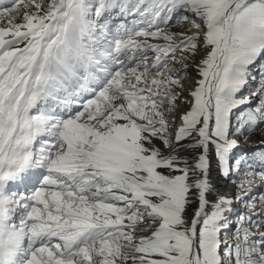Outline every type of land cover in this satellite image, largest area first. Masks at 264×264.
I'll list each match as a JSON object with an SVG mask.
<instances>
[{
  "label": "snow or ice",
  "instance_id": "1",
  "mask_svg": "<svg viewBox=\"0 0 264 264\" xmlns=\"http://www.w3.org/2000/svg\"><path fill=\"white\" fill-rule=\"evenodd\" d=\"M262 56L264 0H0V264H264V220L227 238L264 194L209 199L213 156L245 195L264 181V138L232 158L264 130Z\"/></svg>",
  "mask_w": 264,
  "mask_h": 264
},
{
  "label": "rangeland",
  "instance_id": "2",
  "mask_svg": "<svg viewBox=\"0 0 264 264\" xmlns=\"http://www.w3.org/2000/svg\"><path fill=\"white\" fill-rule=\"evenodd\" d=\"M173 29H182V31H188V32L194 31V29L191 28V25L188 24L187 22H184L182 25H177V26L173 27L171 29V31ZM201 35H202V33H201ZM202 57H203V53H201V58ZM262 60H263L262 62H261V59H259L257 61V62H261V64H260V67L261 68L264 67V57H263ZM169 67L174 68V69H178V68H182L183 67V64L180 63V62H178V61H175L174 60V61H172L169 64ZM258 68H259V66H258ZM187 73L189 74V76H191L193 78H196V72H195V70H193L192 73H190L189 69H187ZM252 73H253V76L255 77V79H253L254 82L251 83V80L252 79H250V83L243 90V94L250 93L251 91H253L254 89H256L260 85V82H262L261 81V77H257L258 70L256 72H253V69H252ZM262 77H264V75ZM183 83L185 85V88H184V91H183L182 95L185 96V97H187L189 90L192 88V81L185 80V81H183ZM189 99H190V97H189ZM178 104H180L181 107H180L179 111L177 112L176 116L175 117H170V116L169 117H166V119H170V120L174 119L175 120V126H178L180 124V122H181L179 117L182 114H184L187 110L190 109V105L187 104V103H184L183 101H178ZM262 138H264V130L253 134L252 136L249 137V139L247 141H245L243 138H240V145L241 146L234 151L233 157H232L233 160L235 158L239 157L242 154H249V153L254 152L255 149H256L255 142L258 141V140H260V139H262ZM190 150H192V149H190ZM182 152L183 151H181L179 149V155L181 157H185V155H183ZM215 163L218 166L217 161H215ZM35 169L36 170L34 172H35L36 179H37L36 181H38L37 184L35 186H32L31 185L33 182L36 183L35 178L32 176L31 178H29L30 179L29 184H26L25 185V188L21 189L22 191H20L19 193L24 194V195H29L31 193V191H34L35 188L39 186V182L46 175V172H45V170L43 168H35ZM256 171L259 172V171H261V169L257 168ZM241 172H243V168H241ZM242 179H245V177L241 176L240 174H233V175H230L227 179H224L223 183H224V186H226L227 188H229V186L232 184V180L233 181H236V182H239ZM235 184H237V183H235ZM257 184L260 186V188L255 193H249L247 196L243 197L244 200H249L252 197H259L261 194H264V181H261L259 179V176H256L255 177V185H257ZM30 185H31V187H28ZM236 188H237V186H236ZM7 190L8 189L6 188L5 191H7ZM17 190H20V188L17 189ZM15 192H18V191H15ZM236 197L237 196H236V191H235L234 192V196H232V198H236ZM234 204H236V202ZM242 214H246V215L252 217V220L253 221H259V217H261V216L264 215V204H260L257 201V206L255 208H252L250 210L248 207L245 206V204L243 202H239V207H236L235 208V211L229 214V219H230L231 223H230V227H229L228 232H227V238L233 244L237 242L236 239H235V229L237 228V226L239 224V217ZM237 222H238V224H237ZM249 226H250V230L253 233H256L258 235V232H259L258 230L259 229L255 228V227H251V225H249Z\"/></svg>",
  "mask_w": 264,
  "mask_h": 264
},
{
  "label": "bare ground",
  "instance_id": "3",
  "mask_svg": "<svg viewBox=\"0 0 264 264\" xmlns=\"http://www.w3.org/2000/svg\"><path fill=\"white\" fill-rule=\"evenodd\" d=\"M173 30H172V32H181L182 31V29H173ZM177 55H179V54H177ZM200 59H201V55H198L196 57L197 62ZM182 68H178V69H182ZM188 69H189L190 73H192V71L194 70L191 67L188 68ZM257 70L259 71V68L258 67H257ZM263 75H264V73H263ZM252 82H254L253 79L251 80V83ZM183 143L186 145L187 144V141H185ZM180 150L183 151L182 153H183V155H185L186 158H188V159L191 160L192 155H193V150L187 149V147L180 148ZM215 161L216 160H215V158L213 156V159L211 160L210 180H211V183H212V185L214 187V191H213L212 195L209 197L210 200H213L214 201L220 195H226V196L232 198V196H234V192L235 191H236V196L245 197L249 193H255L260 188V186L257 184V185L253 186L249 190V193L247 195H245L242 191L239 190L237 184L233 183V180H232V184L229 186V188H227L226 186H224V183H223V181H224L225 178L220 174L219 167L216 165ZM35 170H36L35 168L29 169L26 173L22 174V177H21L20 180H18V181H10L8 183L7 187H6L8 189L6 191V193L15 192L18 187L20 188V190L23 189V188H25V185L26 184H29V181H30L29 178H31L32 176L35 178V181H36L37 179H36V175H35V172H34ZM37 182L38 181H36V183L35 182H33V183L31 182L32 184L31 183L30 184L32 186H35L37 184ZM31 185L28 186V187H31ZM236 186H237V188H236ZM232 207H233V211L232 212H234L235 211V208L236 207H239V202H236V204H233ZM261 220H264V215L261 216V217H259V221H261ZM237 224H238V222H237ZM258 231H264V224H261V226H260V228H259Z\"/></svg>",
  "mask_w": 264,
  "mask_h": 264
}]
</instances>
